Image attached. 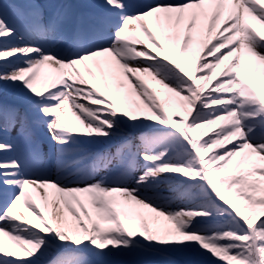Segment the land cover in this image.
Here are the masks:
<instances>
[{
	"label": "snow or ice",
	"instance_id": "1",
	"mask_svg": "<svg viewBox=\"0 0 264 264\" xmlns=\"http://www.w3.org/2000/svg\"><path fill=\"white\" fill-rule=\"evenodd\" d=\"M45 7L0 0V264H264V0Z\"/></svg>",
	"mask_w": 264,
	"mask_h": 264
},
{
	"label": "bare ground",
	"instance_id": "2",
	"mask_svg": "<svg viewBox=\"0 0 264 264\" xmlns=\"http://www.w3.org/2000/svg\"><path fill=\"white\" fill-rule=\"evenodd\" d=\"M27 2H28V0L26 1V3ZM59 2H60V0H43V1L39 2V3H41L44 6H46L45 7L46 13H51V12L60 10V11L66 12L69 16L79 15V14H76L75 11L70 13L68 11V9L60 8ZM132 2L133 3H137V2H140V0H132ZM100 3H102V0H92V5L90 7L84 5L83 8L85 9L86 16L89 17L90 14H99L102 11L98 7V5ZM249 23H250L251 27L256 29V31L264 33V27H262L260 24L256 23L255 21H249ZM207 59H211V57H207ZM189 63L192 64L193 66H195V60L192 59L191 54H189ZM49 72H50V70H49ZM261 72L264 73V69H261ZM44 79L45 78L42 77L41 78V82H43ZM261 80L264 83V76H262ZM124 83H125V87L129 91H131L130 90V86L128 85V82L124 81ZM40 86H41L40 84L37 85L38 88ZM149 87L150 88H158V86L152 84L151 82H149ZM131 97H132V99L134 101V104H133L134 108H136L137 105H139L141 107L142 98L139 97V96H136L135 93H133V92L131 93ZM161 99H163V97H161ZM0 103L7 104L9 107H17V108H19L21 110V112H23L25 110V108L27 107V103L23 99V97L20 96L18 92H16L15 90H13L11 88H9L7 91H5L2 87H0ZM119 114L120 113H118V115ZM218 130L219 129H216L215 131H218ZM0 135H2V134H0ZM36 140L41 143V146H42L44 152L47 153V152L50 151V146H51L52 142L50 141V138L47 137L46 129H40V130L37 131ZM0 187H2V186H0ZM4 198L5 197H4L3 193L0 192V201H2ZM21 210L25 211L23 209V207L21 208ZM26 214L29 216L30 219H33V220L35 219V217H33L31 215V213H26ZM165 259L168 260V258H165Z\"/></svg>",
	"mask_w": 264,
	"mask_h": 264
},
{
	"label": "rangeland",
	"instance_id": "3",
	"mask_svg": "<svg viewBox=\"0 0 264 264\" xmlns=\"http://www.w3.org/2000/svg\"><path fill=\"white\" fill-rule=\"evenodd\" d=\"M8 1H9L10 4H24V3H26L27 0H8ZM41 1H43V0H41ZM41 1L38 0V2H41ZM79 1H80V3L85 4L88 7H90L92 5V0H79ZM61 5H63L64 7H70V8L73 9V5H72V3L69 0H63V2H61ZM255 86H256L257 90L259 91V90H261V88H264V83L261 80ZM131 93L132 92L129 91L130 100L133 102L132 103V107L134 108V106H133L134 101H133V99L131 97ZM173 104L177 108V110L180 111L181 115H185L183 109L180 108L179 98L173 97ZM142 107H143V101H141V108ZM145 111H147V109H145ZM185 118L186 119H190L191 117L185 116ZM161 127H166V126L165 125H161ZM216 129H219V126H212V128L198 130V132H199V135H200V137L202 139H207L208 135L212 134V132L214 130H216ZM211 151H213V150H210L209 155L211 154ZM254 211L257 214H264V208L257 207L256 209H254ZM261 218L264 219V215H261ZM165 258H168V260L165 259ZM151 259L153 261V264H171L172 261H175V264H194V262H198V261H202L203 260L202 257H198V256H196L194 254H191V253H187V254H172L170 257L160 256V257H153Z\"/></svg>",
	"mask_w": 264,
	"mask_h": 264
}]
</instances>
